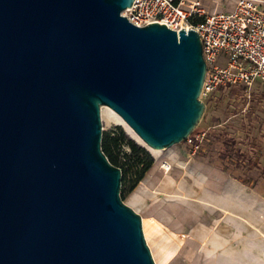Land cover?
Wrapping results in <instances>:
<instances>
[{
	"label": "water",
	"instance_id": "obj_1",
	"mask_svg": "<svg viewBox=\"0 0 264 264\" xmlns=\"http://www.w3.org/2000/svg\"><path fill=\"white\" fill-rule=\"evenodd\" d=\"M133 0H0V264H155L101 150L108 106L152 149L197 127L194 29L135 26Z\"/></svg>",
	"mask_w": 264,
	"mask_h": 264
},
{
	"label": "rangeland",
	"instance_id": "obj_2",
	"mask_svg": "<svg viewBox=\"0 0 264 264\" xmlns=\"http://www.w3.org/2000/svg\"><path fill=\"white\" fill-rule=\"evenodd\" d=\"M190 1L206 13L235 2ZM200 99L192 142L155 152L100 107V145L121 169L119 196L141 217L155 264H264V83L220 86ZM160 246L172 249L170 260Z\"/></svg>",
	"mask_w": 264,
	"mask_h": 264
},
{
	"label": "built area",
	"instance_id": "obj_3",
	"mask_svg": "<svg viewBox=\"0 0 264 264\" xmlns=\"http://www.w3.org/2000/svg\"><path fill=\"white\" fill-rule=\"evenodd\" d=\"M121 14L135 26L158 22L198 33L206 64L201 95L220 86L248 90L264 83V0H235L229 9L210 13L190 0H133Z\"/></svg>",
	"mask_w": 264,
	"mask_h": 264
},
{
	"label": "bare ground",
	"instance_id": "obj_4",
	"mask_svg": "<svg viewBox=\"0 0 264 264\" xmlns=\"http://www.w3.org/2000/svg\"><path fill=\"white\" fill-rule=\"evenodd\" d=\"M104 109H107L108 112L110 113L111 116L117 118L120 120V118L114 113V111L108 109L107 107H102V111H104ZM122 120V119H121ZM149 148V147H148ZM152 148H150L151 150ZM152 151H156L155 149H153ZM166 170H168V166L165 168ZM160 251H161V259L162 261H165V260H170V256L172 254V249L170 248H164L163 246H160ZM174 254V253H173ZM164 264V263H163Z\"/></svg>",
	"mask_w": 264,
	"mask_h": 264
},
{
	"label": "trees",
	"instance_id": "obj_5",
	"mask_svg": "<svg viewBox=\"0 0 264 264\" xmlns=\"http://www.w3.org/2000/svg\"><path fill=\"white\" fill-rule=\"evenodd\" d=\"M224 144H225V148H226L227 150H228V149H231L232 146H233V143H232L231 141H230V142H228V141H224ZM100 147H101L102 152L104 153V155H105L106 158L108 159V161H109L111 164H113V165H115V166L118 167V164L116 163L115 158H113V157L108 153V150H107L106 146H105L103 143H101ZM120 170H121V169H120Z\"/></svg>",
	"mask_w": 264,
	"mask_h": 264
}]
</instances>
